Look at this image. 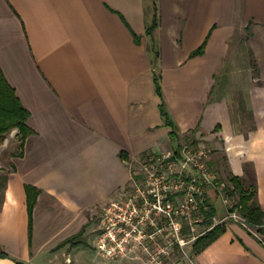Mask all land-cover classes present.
Instances as JSON below:
<instances>
[{
    "label": "crops",
    "instance_id": "0c3cea01",
    "mask_svg": "<svg viewBox=\"0 0 264 264\" xmlns=\"http://www.w3.org/2000/svg\"><path fill=\"white\" fill-rule=\"evenodd\" d=\"M156 1L153 62L146 0H0V67L34 130L10 157L0 264H78L101 208L129 193L133 166L186 138L216 172L254 185L264 211V0ZM26 184L39 189L31 233ZM212 205L208 224L224 230L190 246L194 260L264 264V224ZM81 230L85 243L62 244Z\"/></svg>",
    "mask_w": 264,
    "mask_h": 264
},
{
    "label": "built area",
    "instance_id": "2783aa9c",
    "mask_svg": "<svg viewBox=\"0 0 264 264\" xmlns=\"http://www.w3.org/2000/svg\"><path fill=\"white\" fill-rule=\"evenodd\" d=\"M143 170L133 177L125 197L102 207L94 242L100 258L132 264H203L194 260L189 247L218 224H208L206 218L215 198L225 206L226 218L247 225L226 190L228 182L211 167L203 148L185 143L151 153Z\"/></svg>",
    "mask_w": 264,
    "mask_h": 264
},
{
    "label": "trees",
    "instance_id": "16d2710c",
    "mask_svg": "<svg viewBox=\"0 0 264 264\" xmlns=\"http://www.w3.org/2000/svg\"><path fill=\"white\" fill-rule=\"evenodd\" d=\"M145 11L149 16V20L147 21L146 32L151 39L150 51L152 53V61L155 62L159 56V50L155 45L154 40V31L159 25V17H158V7L156 0H146ZM204 44H202L199 48L192 52V55L201 53L203 51ZM155 80V90L157 94L161 96V82L160 76L158 73H154ZM161 115L164 118L166 124L172 127L171 136L175 137L176 130L173 120L168 114L164 102L160 104ZM29 116L28 109L22 104L21 100L15 93V89L10 85L7 81L1 67H0V139L2 138L3 133L6 131L17 127L21 132V146L24 143L25 138L34 132V130L29 127L27 124V118ZM192 144H194L191 141ZM181 145V144H180ZM177 146V149L180 147ZM121 156L124 159H127L128 155L126 152L122 151ZM228 180L230 184L226 186V190L229 195L235 198L236 205L240 215L245 219L246 223L250 226L256 227L257 231L262 230V226L264 224V211L260 204L256 201V187L254 185L250 187H245L240 178L235 175H229ZM26 192H27V206L29 213V232L32 231V214L33 208L37 199V195L39 193V189L31 184H26ZM215 213V209L212 207L208 212H206L207 221L210 222L213 215ZM224 230V226L222 224L215 225L211 230L206 232L204 235L197 238L194 243V247L204 246L208 244L210 241L215 239L222 231ZM83 233V230L78 232L77 234L70 236L65 239L62 244L67 242H76L80 239L81 242H84L80 237ZM85 243V242H84ZM1 249V245H0ZM3 256L7 255L4 250L1 251ZM20 264H23L19 262Z\"/></svg>",
    "mask_w": 264,
    "mask_h": 264
},
{
    "label": "rangeland",
    "instance_id": "374dc122",
    "mask_svg": "<svg viewBox=\"0 0 264 264\" xmlns=\"http://www.w3.org/2000/svg\"><path fill=\"white\" fill-rule=\"evenodd\" d=\"M185 143L190 144L193 147L197 148V145L192 144L189 138H186V140L183 143H181V145ZM20 148H21V132L17 127H14L3 133L2 138L0 139V197L6 183L7 173L12 168V162H10V157L11 155H13L14 151L18 152ZM133 171L135 176L139 174H144L143 162L135 164L133 166ZM217 173L221 180L227 181L228 184H230V181L228 180V177H226L225 174L221 173L220 171H217ZM130 190H132V187L130 188ZM220 204L221 205H219V207H222L221 199H220ZM101 214H102V208H101ZM100 218L101 215H99L98 217L99 223H100ZM98 231H99V227L97 231L94 230L90 232L89 235H86L84 237L85 239H87L88 244L79 247V249L81 250V255H83V259L78 264H132L127 260L108 261L100 258L99 256H96L93 251L95 247L92 246L91 241L93 238L94 240L93 243L95 242V239L98 235Z\"/></svg>",
    "mask_w": 264,
    "mask_h": 264
}]
</instances>
